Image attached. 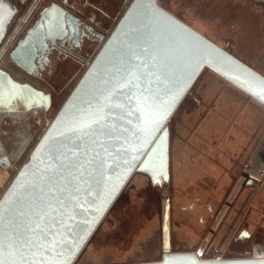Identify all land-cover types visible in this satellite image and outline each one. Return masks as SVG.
Listing matches in <instances>:
<instances>
[{
  "label": "water",
  "instance_id": "water-1",
  "mask_svg": "<svg viewBox=\"0 0 264 264\" xmlns=\"http://www.w3.org/2000/svg\"><path fill=\"white\" fill-rule=\"evenodd\" d=\"M14 12L7 0H0V41ZM77 22L64 7L51 3L11 51V59L31 73L35 58L69 28L76 29ZM204 68L264 107L262 74L169 13L158 0H130L1 193L5 245H28L59 235L64 253L56 259L70 258L74 264L134 173L146 175L152 185L168 182L167 124ZM13 102L25 110L48 108L50 94L0 69V110L9 115ZM253 182L264 184V132L215 216L206 242L240 189ZM161 237L160 260L130 264H264V258L202 259L205 244L194 252H171L168 199Z\"/></svg>",
  "mask_w": 264,
  "mask_h": 264
},
{
  "label": "rangeland",
  "instance_id": "rangeland-1",
  "mask_svg": "<svg viewBox=\"0 0 264 264\" xmlns=\"http://www.w3.org/2000/svg\"><path fill=\"white\" fill-rule=\"evenodd\" d=\"M129 1L76 0L74 6L68 5L70 11L90 24L102 38L84 45L77 53L79 58L58 57L41 78L23 73L3 54L0 68L49 93L52 103L15 165L0 168V180L4 178L0 195L28 159L37 139ZM29 2L19 3L3 42L21 22ZM158 4L264 76V0H158ZM5 122L6 126L11 120ZM167 126L168 182L152 185L146 175L134 173L74 264L160 260L162 209L166 199L170 204L172 252L196 251L205 244L204 259L239 258L250 257L255 246L264 247V184L257 182L240 189L206 242L215 216L264 132V107L204 68ZM243 228L250 236L238 239Z\"/></svg>",
  "mask_w": 264,
  "mask_h": 264
},
{
  "label": "flooded vegetation",
  "instance_id": "flooded-vegetation-1",
  "mask_svg": "<svg viewBox=\"0 0 264 264\" xmlns=\"http://www.w3.org/2000/svg\"><path fill=\"white\" fill-rule=\"evenodd\" d=\"M7 1L14 7L15 12L12 19L8 23L7 30L3 39L7 35V32L10 28V23L13 21L17 11L19 10V3L26 2V0ZM51 3H56L64 7L69 13L73 14L78 20L77 27L76 29L69 28L66 34H63L62 38L55 39L54 45L49 46L43 54L38 55L35 58L36 68L33 69L31 73H29L19 67L11 59L10 53L24 38L27 31L35 25L42 11L46 7L50 6ZM74 3H76V0H48L47 2H45V0H30L27 9L24 12L23 18L21 19V22L19 21L17 23L13 31L6 37V41L4 40L3 42V39L0 41V44L2 43V45L0 46V59L4 57L3 54L6 53L7 57H9V59L15 64V66H17V68H19L23 73L41 78L44 72L50 70L53 67V62L58 57L71 56L79 58L77 53L84 45L89 42L99 40L102 37L94 31L93 27L90 24L85 23L78 14L73 13L68 9V5L74 6ZM0 69L8 73V75L12 79L21 83H27L25 81L18 80L9 71L3 68ZM51 103L52 99L50 95V105L48 108H45L44 105H42L25 110L22 105H20V102H13L12 108L14 109V111L8 112L10 113L9 115H6L7 112L5 110H0V168L8 169L15 165L14 163L16 159L20 157L26 149L33 131H35L36 127L41 123L42 119H44L42 115L50 108ZM5 119L11 120V122L7 123L6 126ZM254 183L255 182L244 185L251 186ZM209 210L211 211L210 207ZM245 233H248V236H245ZM249 236L250 233L248 232V230L243 228L238 232L237 238L245 239Z\"/></svg>",
  "mask_w": 264,
  "mask_h": 264
},
{
  "label": "snow or ice",
  "instance_id": "snow-or-ice-1",
  "mask_svg": "<svg viewBox=\"0 0 264 264\" xmlns=\"http://www.w3.org/2000/svg\"><path fill=\"white\" fill-rule=\"evenodd\" d=\"M2 23V19H0ZM147 105V101H142ZM94 121L93 123H98ZM155 123V121H153ZM91 125H89L90 127ZM2 211V210H0ZM30 255L25 252L32 249ZM64 253V241L59 235H54L53 238H45L42 242H33L28 245H16L15 242H10L8 245L4 243L2 229H0V264H71L70 258L56 259Z\"/></svg>",
  "mask_w": 264,
  "mask_h": 264
},
{
  "label": "bare ground",
  "instance_id": "bare-ground-1",
  "mask_svg": "<svg viewBox=\"0 0 264 264\" xmlns=\"http://www.w3.org/2000/svg\"><path fill=\"white\" fill-rule=\"evenodd\" d=\"M169 161H170V159H169ZM169 174H170V172H169ZM169 179H170V177H169ZM3 180H4V178H3L2 180H0V182L3 181ZM170 251H171V250H170ZM171 252H172V251H171ZM253 255H254L255 258L264 257V249L261 248V247H257V246H255ZM218 257H219V256H218ZM201 258H202V257H201ZM219 258L222 259L221 257H219ZM202 259H204V258H202Z\"/></svg>",
  "mask_w": 264,
  "mask_h": 264
},
{
  "label": "built area",
  "instance_id": "built-area-1",
  "mask_svg": "<svg viewBox=\"0 0 264 264\" xmlns=\"http://www.w3.org/2000/svg\"><path fill=\"white\" fill-rule=\"evenodd\" d=\"M29 153H30V152H29ZM28 156H29V154H28ZM2 183H3V181L0 182V187L2 186ZM5 188H6V187H5ZM5 188H4V189H5ZM4 189H3V190H4ZM2 192H3V191H2ZM254 248H255V247H254ZM254 248H253V250H252L253 253H254ZM261 248L264 249V247H261ZM219 257H220V256H219ZM219 257L217 256V257H215V259H220ZM250 257H251V258H255L253 254H252ZM221 258H222V257H221ZM260 258H264V257H260Z\"/></svg>",
  "mask_w": 264,
  "mask_h": 264
},
{
  "label": "crops",
  "instance_id": "crops-1",
  "mask_svg": "<svg viewBox=\"0 0 264 264\" xmlns=\"http://www.w3.org/2000/svg\"><path fill=\"white\" fill-rule=\"evenodd\" d=\"M232 188V187H231Z\"/></svg>",
  "mask_w": 264,
  "mask_h": 264
}]
</instances>
